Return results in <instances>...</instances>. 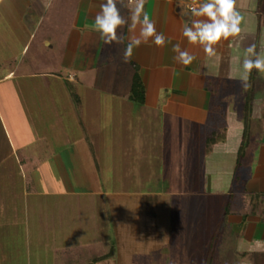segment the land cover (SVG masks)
<instances>
[{"label":"crops","instance_id":"crops-1","mask_svg":"<svg viewBox=\"0 0 264 264\" xmlns=\"http://www.w3.org/2000/svg\"><path fill=\"white\" fill-rule=\"evenodd\" d=\"M104 2L50 0L52 6L47 10L43 0H5L0 4V264H87L111 249V257L94 264H133L125 246L130 223L143 212L149 215L153 200L138 195L137 186L119 188L110 183L111 179L106 180L113 166H105L104 156L93 140L86 91L89 87L97 93L95 117L104 132L119 122L126 123L123 113L127 112L135 113L127 116L134 126L141 119L143 123L145 116L136 114L149 109L164 116L165 132L180 129L183 131L176 138L190 140L194 164L186 183L181 181L185 172L175 177L170 171L150 182L157 191L168 193L165 226L173 247L187 236V201L180 194L186 192L184 186L194 178L200 192L220 198L219 215L224 223L234 218L239 227L229 260H224L221 251L228 236L224 225L206 239L201 263L203 247L213 234L221 232L219 251L225 264H241L247 259L252 264H264V251L256 250L254 243L264 241V221L259 216L243 219L241 214L253 196H264V73L254 69L246 89L239 79L246 48L255 44L257 53L264 50V0H237L244 17L242 32L239 37L221 40L214 56L206 55L200 45L190 44L182 35L183 25L196 19L191 9L204 0H146L150 19L171 43L164 47L151 40L142 43L128 63L122 61L123 50L138 28L129 31L124 25L118 29L123 43L105 44L93 30L95 15ZM118 6L127 18L135 0H122ZM176 43L196 57L191 65L173 60L175 53L171 49ZM32 45L37 50L26 60ZM38 53L51 56L58 67L35 69ZM88 64L92 65L90 69ZM135 70L144 85L143 105L128 98ZM27 76L36 82L33 90L9 87ZM99 78L108 82L100 95L96 91ZM208 80H219L216 104L222 109L226 134L225 140L213 145L202 158L211 120ZM67 82L79 97V104L74 102ZM33 92L48 98L42 100L43 111L37 110L38 116L34 115L30 124H35L37 132L45 126L49 135L35 138V128L33 133L24 118L37 109L35 101L27 99ZM112 97L126 98L133 105L118 108L111 103ZM42 112L44 124L40 122ZM167 141L164 138L162 145ZM138 155L139 168H145L147 176L148 150ZM229 198L236 203L232 209L241 211L224 218V204ZM5 240L20 241L15 254L5 250ZM170 248L164 247L159 256L161 264H167V257L174 258L176 250ZM20 251L21 260L11 261Z\"/></svg>","mask_w":264,"mask_h":264},{"label":"rangeland","instance_id":"rangeland-1","mask_svg":"<svg viewBox=\"0 0 264 264\" xmlns=\"http://www.w3.org/2000/svg\"><path fill=\"white\" fill-rule=\"evenodd\" d=\"M36 50V46L34 47L32 45L25 59H31ZM38 54L39 55H36L37 65L34 66L35 69L39 70L42 67L52 68V66L58 67L57 63H55V59L51 58V56H44V53ZM79 66V64H76V67ZM91 67L92 65L88 64L87 68L90 69ZM30 77L32 76H27L25 79L18 80L10 84L9 87H21L26 89V91H29L30 89L33 90V86H36V82L32 83V78ZM89 77L91 78L93 76ZM35 80L37 81L39 79ZM106 83H108L107 80H101V78H99L96 87V91L99 92V95L104 93L102 86H105ZM39 88L44 90L40 85ZM93 90L94 88L92 87H89L86 90L88 95V105L92 111L89 116L91 117L94 129L93 140L97 141L96 147L99 149V153L104 156L103 163L105 166L107 167L110 164L113 166V170L109 172V178L107 177L106 180L111 179L110 183L113 182L114 185H119V188H125V185L127 184L137 186L139 188L138 195H145L150 198V200H153V208L148 210L150 211L148 212L149 215L145 214L146 212H143L131 220L128 234L129 240L125 243V246L132 257V263L161 264L159 256L164 251V247L169 245L171 250L176 251L174 252V258L171 257L170 259L166 254L164 255L167 257V260L165 259L167 264L168 261L169 264H179V262L180 264H202V246L205 244L208 236H210L215 229L220 231L224 225H227L228 236L225 244L221 246V251L223 252L224 260H229L233 256L236 241L234 233L239 227L236 225L234 218H230L228 223H224L222 217L219 215L221 212V207L218 203L220 198H217L212 194L200 192L193 183L194 178H190L191 182L188 181L189 183L184 186L186 192L180 194L186 198L188 208L189 217L186 224V239L182 242L181 240L177 241V247H173V243L169 242L167 239L165 225L168 224V219L165 213V201L168 193L157 191L156 186L151 185L150 182L154 181L158 175H164L165 173L168 174L167 172L169 171L170 174L174 173L175 177L176 175L185 172L186 177L181 179V181H185V183L190 177H187V175L190 172V167L194 164V161H192V145L187 138H176V136L178 137V134L183 130L170 129L165 132L162 124L164 116L161 113L149 109H139L141 110V113L136 115L145 116L143 123L141 122V119L140 124L134 126L127 116L135 115V113L127 112L123 113L125 115L123 121H126V123L119 122L112 126L109 132H104L102 123L95 117L97 98L94 95L97 93H95V91L93 93ZM41 95L42 96H36L33 92L34 97L31 95L32 97L29 96L27 98L33 99L35 105H37L36 110H32L31 114H26L24 117L26 126L30 125L32 131L34 130L33 128H35V133L33 131L34 134H32V138L49 135V130L46 131L45 126L42 125L41 131L37 132L35 124H30V122L34 121V115H37V110L43 111L42 105H44V103L42 100L48 99L45 94ZM112 99L113 101L111 100V103L118 108L125 107L127 104L133 105L128 103L126 98L112 97ZM39 107L40 109H38ZM144 111L145 114H143ZM42 119H44L43 112L41 113L40 122L44 124L45 121ZM145 122H147V128L145 127ZM144 131H148L147 135H144ZM100 132H102V135H100ZM98 136L99 141L97 140ZM108 138H111L112 140H109ZM164 138L169 141H167V144L162 145ZM146 149L148 150V159L146 161L147 170L149 168L147 176L145 168H139L140 162L138 160V153L141 150ZM148 173L150 174L148 175ZM145 180H149V183L146 184ZM181 186H177V188L181 189ZM174 188H176V186ZM150 216L153 217L150 218ZM5 241V245H8V248L5 250L11 255L15 254L20 241ZM20 255H22V251H20L19 254H16L15 259L12 257L11 261H20ZM140 257L143 259H140ZM248 262L250 261L247 259L241 264H252L251 262Z\"/></svg>","mask_w":264,"mask_h":264},{"label":"clouds","instance_id":"clouds-1","mask_svg":"<svg viewBox=\"0 0 264 264\" xmlns=\"http://www.w3.org/2000/svg\"><path fill=\"white\" fill-rule=\"evenodd\" d=\"M5 0H0L3 4ZM10 2V0H9ZM146 0H135V6L130 10L126 18L121 14L118 5L122 0H105L100 5V11L95 15L93 30L98 32L105 44H121L123 36L118 34V29L128 25L129 31H135L123 50L122 61L128 63L134 49L142 43L152 41L158 47H164L171 43L170 39L156 29L155 21L150 19L145 10ZM52 5L50 0H43V7L47 10ZM242 7V5H241ZM191 13L196 19L191 20L182 27V35L190 44L200 45L208 56L216 54V45L221 40L239 37L242 32V22L244 20L238 8L237 0H204L198 7L191 9ZM130 21V23H129ZM172 52L175 53L173 60L183 66H189L196 59L189 51L183 50L179 43L172 45ZM246 55L242 59V73L239 77L241 87H249V78L252 71L264 73V50L257 53L256 45H249ZM256 250L264 251V241H255Z\"/></svg>","mask_w":264,"mask_h":264},{"label":"trees","instance_id":"trees-1","mask_svg":"<svg viewBox=\"0 0 264 264\" xmlns=\"http://www.w3.org/2000/svg\"><path fill=\"white\" fill-rule=\"evenodd\" d=\"M68 89L73 91V87L68 82L66 83ZM206 87L208 90H210V96H211V106H210V127L206 130V138L204 140V143L202 145V152L201 157L207 156L211 150L212 146L223 142L225 140V134H226V128L224 125V122L222 121L223 113L220 106L216 104V96L218 95L219 91V80H208ZM73 100L76 104H79L80 100L79 97L72 93ZM129 100L137 105H143L145 101V90L143 82L140 78V76L137 74V70H135L134 76L132 78L131 82V88H130V94H129ZM219 109V111H216ZM216 119V120H215ZM215 120V122H214ZM235 202L232 203V200L229 198L226 200L224 204V212L223 217L227 218L229 215H239L240 209L233 210L232 206L234 207ZM238 212V213H237ZM242 218L245 219L248 216H259L261 217L262 221H264V196L258 195L253 196L251 201L247 204L246 207H243L242 210ZM221 232H216L211 236L207 244L203 247L202 250V262L203 264H225L223 261V258L219 251V244L221 243ZM114 251L113 249L110 250L109 253L103 255L99 258H93L89 263L87 264H94L98 262L99 260H104L113 255Z\"/></svg>","mask_w":264,"mask_h":264}]
</instances>
